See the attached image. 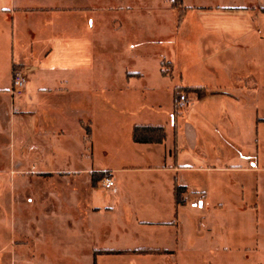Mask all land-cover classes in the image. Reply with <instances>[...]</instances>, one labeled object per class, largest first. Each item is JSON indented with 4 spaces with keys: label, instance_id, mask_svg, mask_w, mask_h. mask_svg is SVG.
<instances>
[{
    "label": "crops",
    "instance_id": "1",
    "mask_svg": "<svg viewBox=\"0 0 264 264\" xmlns=\"http://www.w3.org/2000/svg\"><path fill=\"white\" fill-rule=\"evenodd\" d=\"M62 2L0 0V98L8 109L9 119L4 129L9 134L8 147L14 148L16 142L26 141L27 136L34 142L28 147L33 153L23 162L34 165L38 173L47 176L46 179L36 177L73 181L71 195L74 204L78 202L92 217L106 218L102 222H90L83 230V235L92 239L93 258L94 251L100 252L95 255L96 260L100 256L132 258L134 254H142L138 250H146L143 254L169 256L177 262L185 255L201 259L222 247L229 250L227 244L223 246L224 242H212L213 228L202 223L204 219L200 214L193 216L195 238L191 240L187 235L182 236V218L172 216L170 203L173 201L174 209L175 185L187 188L185 204L181 207H186L192 196L193 207L203 208L207 186L202 181L245 180L255 175L259 181L256 190L261 198V181L264 179V0H225L227 4L223 5L217 1L214 5H196L183 0L189 11L213 9L217 14L231 16L232 22V28L219 24L204 25L195 32L198 53L211 52L216 58L210 65L195 66L200 77L193 83L183 81L182 65L173 61L163 46L167 38L182 34L187 13L174 29L175 17L165 7V0L153 6L149 2L137 4V1L113 6L106 0ZM107 10L113 11V15L124 13L130 17L134 12L142 11L144 17L153 14L154 19L158 17L163 22L168 18L169 27L165 31H152L149 38L153 42L151 52L140 50L138 43H134L137 40L133 42L132 34L129 35L134 33L135 39L136 33L133 29V32L124 29L122 21L111 26L116 35H125L131 40V49L134 44L136 46L138 67L130 73L135 74L134 79L146 83L138 89L150 93L155 100L165 89L163 86L171 89L172 98L167 110H162L160 105L155 110L153 106V115L145 121L134 122V125L163 126L164 141L134 142L137 150L134 160H139L140 165L129 162L123 165V169L138 167L154 172L156 181L150 185L153 199L148 209L137 208L135 192L119 184L115 172L121 171L120 168L90 165L61 170L44 167L46 152L43 151L50 149V138L65 137L64 121L68 117L76 123L79 137L91 153V135L88 138L84 128L88 126L91 132L89 119L73 107V102L85 96L90 81L91 56L97 47L100 49L102 38L106 37L102 26ZM1 60L7 65L4 69ZM148 64L154 66V82L148 74ZM13 65L25 76V86L20 92L11 90ZM192 87H199L200 91L192 90ZM180 92L186 97L184 105H178ZM84 154L85 159L91 160L88 153ZM106 170L114 185L111 188L103 186L108 194L101 201L95 194L98 182L92 186L90 174ZM81 177L87 189L79 192L81 189L76 182ZM244 186L240 183L242 196ZM164 196L168 202L167 212L161 206L160 198ZM81 197L87 199L81 200ZM219 206L223 207V203L213 205L212 210ZM141 213L148 219L140 217ZM262 218L264 214L259 204V220ZM141 224L153 225L157 230L162 227L168 235L164 239L135 241L134 231L140 229Z\"/></svg>",
    "mask_w": 264,
    "mask_h": 264
},
{
    "label": "rangeland",
    "instance_id": "2",
    "mask_svg": "<svg viewBox=\"0 0 264 264\" xmlns=\"http://www.w3.org/2000/svg\"><path fill=\"white\" fill-rule=\"evenodd\" d=\"M59 1L61 3L63 0ZM134 1H137V4L149 2L152 6L162 3L161 0H106V3L113 6L119 3L133 4ZM165 1V7L167 6L175 17L174 29L178 28L187 13L182 34L167 38L163 46L170 52L171 59L182 65L183 81L193 83L200 77L199 72L196 73L197 68L201 64L210 65L216 58L211 52L198 53L195 32L204 28V25L211 27L219 24L232 28L231 16L217 14L213 9L196 8L189 11L190 8L183 4V0ZM186 1L196 5H214L215 1L219 5L227 4L225 0ZM110 11L104 13L103 19L105 22L103 21L102 27L106 30V37L102 38L100 49L97 47L91 56L90 81L84 92L85 96L73 102V107L89 119L88 123L92 128L91 153L85 149L76 123L68 117L64 121L65 137L61 136L58 140L50 138V149L43 151L46 152L44 167L61 170L81 169L90 165L120 168L121 171L115 172L119 184L135 192L137 208L148 209L153 199L150 185L156 181L154 172L138 167L123 169V165L127 162L134 165L140 163L139 160H134L137 150L130 135L134 122L145 121L153 115V106L155 110L158 105L162 110H167L172 98L171 89L163 86L165 89L160 91L158 100L153 99L150 93H142L138 89L146 83L134 79V73H130L138 67L134 50L136 46L134 44V49H131V40L125 35H116L111 26L122 21L124 29H133L136 33L135 39L134 33L129 35L132 34L133 42L137 40L134 43H138L140 50L151 52L153 42L149 38L152 31H165L169 27L168 18L163 22L158 17L154 19L153 14L144 17L142 11L134 12L132 17L124 13L113 15V11ZM7 65L1 60V68L4 69ZM147 71L152 78L154 66L148 64ZM152 81L154 82V78ZM6 107V103L0 98V264H264V218L259 220V204L264 214V179L261 181L260 198L256 190L259 184L257 175L245 180L234 178V181L213 182L202 179L205 180L202 183L207 186L204 209L193 207L190 202L192 196L186 207L180 205L173 209V201L170 203L172 216L182 218V236L187 235V239L191 240L195 238L193 216L200 214L204 219L202 223L213 228L212 242H224L223 246L226 247L227 244L229 250L222 247L201 259L185 255L177 262L169 256L143 253L134 254L132 258L100 256L97 260L94 259L90 248L92 239L85 237L83 230L90 222H102L106 218L92 217L78 202V205L74 204V197L71 195L73 181L43 180L41 177L46 179L45 174L38 173L32 164H24V158L33 153L28 147L34 145L27 136L26 141L16 142L14 148L8 147L9 134L4 132L9 119ZM83 153H88L91 160L85 159L86 154ZM128 156L132 159L129 160ZM240 183L245 185L244 196L239 189ZM76 184L81 189L79 192L87 189L83 177L78 179ZM97 185L95 194L103 201L105 194H108L107 189H104L101 181ZM83 199L87 198L81 197V200ZM160 199L163 210L167 212V197ZM218 202L223 203V207L212 210L213 205ZM140 217L148 219L146 214L141 213ZM141 226L134 231L135 241L164 239L168 235L162 227L157 230L153 225ZM208 236L205 234L210 240Z\"/></svg>",
    "mask_w": 264,
    "mask_h": 264
},
{
    "label": "trees",
    "instance_id": "3",
    "mask_svg": "<svg viewBox=\"0 0 264 264\" xmlns=\"http://www.w3.org/2000/svg\"><path fill=\"white\" fill-rule=\"evenodd\" d=\"M179 1V0H178ZM17 69L16 65H13V71ZM135 75V74H134ZM192 90L197 92L200 91L199 87H192ZM86 135L89 138L90 128L85 126ZM132 141L135 143H162L165 139V129L160 125H151V124H135L132 128L131 133ZM91 184L95 186L97 182L103 181L106 177H109V171H93L90 174ZM187 192L185 186L175 185L174 187V204L175 206H180L185 204L184 194ZM176 214V212H175ZM139 252L145 253L146 250H138ZM100 253L99 251H94L95 255Z\"/></svg>",
    "mask_w": 264,
    "mask_h": 264
},
{
    "label": "built area",
    "instance_id": "4",
    "mask_svg": "<svg viewBox=\"0 0 264 264\" xmlns=\"http://www.w3.org/2000/svg\"><path fill=\"white\" fill-rule=\"evenodd\" d=\"M25 86V76L22 70L16 69L13 72L11 80V90L12 92H20ZM186 103V97L184 93H180L178 96V105H184ZM103 186L105 188L113 187L114 183L112 178L106 177L103 181Z\"/></svg>",
    "mask_w": 264,
    "mask_h": 264
}]
</instances>
